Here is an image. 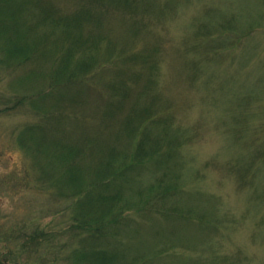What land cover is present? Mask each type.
Listing matches in <instances>:
<instances>
[{
	"label": "rangeland",
	"instance_id": "1",
	"mask_svg": "<svg viewBox=\"0 0 264 264\" xmlns=\"http://www.w3.org/2000/svg\"><path fill=\"white\" fill-rule=\"evenodd\" d=\"M50 1L62 9L64 19L53 25L50 19L38 18L39 24L48 23L38 30L52 38H65L68 31L87 32L99 44L86 56L95 54L102 64L120 51L151 50L153 45L147 42L157 39L161 48L152 55L161 75L156 85L162 86V95L168 96L176 112L180 108L170 135L183 142L184 165L171 167L188 189L173 198L181 205L182 217L131 211L136 219L112 237L121 262L144 255L149 264H264V0H137L136 4L103 0L104 6L94 0L43 3ZM36 8L34 0H0V11L10 17L4 25L13 32L17 29L16 42L24 48L31 45V32L24 34L31 21H37ZM78 17L84 20L82 29L73 25ZM227 21L235 30L228 33L227 41L235 38V45L222 44L216 52L217 43L215 49L211 41L205 48L204 41L196 48L201 25L220 30L218 36L228 29L223 26ZM192 42L193 50H186ZM4 50L0 47V55ZM47 67L32 73L42 76ZM17 96L31 97V59L20 67L0 62V264H45L38 263L31 250V230L41 231L53 219L42 216L51 199L27 183L31 159L18 138L31 124V102L10 109L9 100ZM98 103L99 99L87 96L80 106L92 125L97 121ZM226 159L233 161L237 179L228 174ZM159 167L157 158L143 163V176L125 183L124 197L136 199L140 188L162 171ZM240 178H244L243 191L238 188ZM193 204L196 210L218 212L223 221L217 223L216 231L193 224ZM39 222L41 228L35 229ZM42 246L45 253L54 249L45 239Z\"/></svg>",
	"mask_w": 264,
	"mask_h": 264
},
{
	"label": "trees",
	"instance_id": "2",
	"mask_svg": "<svg viewBox=\"0 0 264 264\" xmlns=\"http://www.w3.org/2000/svg\"><path fill=\"white\" fill-rule=\"evenodd\" d=\"M101 1L94 0L103 5ZM114 1L137 3V0ZM34 2L37 21H31L24 34L31 32L30 48L16 42L17 29L13 32L4 25L10 17L0 11V47L5 49L0 62L6 67H20L31 59V97L9 100L13 110L31 102V124L25 125L18 138L31 159V177L26 178L27 183L51 199L42 216L53 219L42 225L45 227L41 231L31 230V250L34 249L37 262L45 264H149L150 259L144 255L121 262L112 237L136 219L131 211L182 217L178 209L181 205L173 198L188 189L182 186L180 176L173 175L171 167L184 165L180 149L183 142L178 136L170 135L180 108L176 112L167 102L168 96L162 95V86L159 89L156 85L161 71L152 54L161 48V43L149 39L147 45H153L151 50L144 47L130 54L120 51L102 64L95 54L86 56L99 44L87 32L68 31L65 38L41 33L39 26L48 24H39L41 19H50L48 22L52 20L53 25H58L64 16L52 1ZM83 21L78 17L73 25L82 29ZM223 26L228 29L217 36L220 30L211 31L208 23L201 25L196 48L200 49L204 41L205 48H209L211 41L216 52L222 44L235 45L237 39L227 41L228 33L235 32L233 25L227 21ZM185 49L193 50V42ZM45 64L48 67L44 75L37 77L38 73H32L37 67L43 69ZM87 96L99 99L95 125L80 111ZM261 155L264 159V151ZM152 158H157L162 171L140 188L136 199L125 198V183L142 177L143 163ZM226 161L230 167L228 174L237 179L233 161ZM165 163L168 165L163 168ZM207 165L220 174L213 162ZM240 179L238 188L243 191L244 178ZM152 189L156 190L150 193ZM217 213L196 210L193 204L196 217L193 224L202 230L216 231L217 223L223 221ZM35 225V229L41 228L40 222ZM44 239L53 244V251L44 252Z\"/></svg>",
	"mask_w": 264,
	"mask_h": 264
}]
</instances>
